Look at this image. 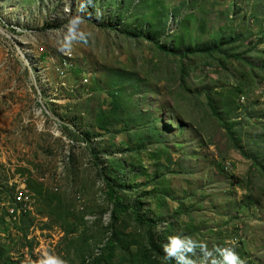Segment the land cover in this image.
<instances>
[{
  "label": "rangeland",
  "instance_id": "374dc122",
  "mask_svg": "<svg viewBox=\"0 0 264 264\" xmlns=\"http://www.w3.org/2000/svg\"><path fill=\"white\" fill-rule=\"evenodd\" d=\"M1 216L0 264H264V0H0Z\"/></svg>",
  "mask_w": 264,
  "mask_h": 264
},
{
  "label": "clouds",
  "instance_id": "9594fccd",
  "mask_svg": "<svg viewBox=\"0 0 264 264\" xmlns=\"http://www.w3.org/2000/svg\"><path fill=\"white\" fill-rule=\"evenodd\" d=\"M75 23L77 21H70L69 31H71V26ZM13 203L14 201L11 205ZM28 215L31 214L28 213ZM9 219L13 220L12 218ZM197 250L200 257L198 264H244L232 248L216 247L214 250H209L205 242H194L188 237L169 236L162 248L165 259L174 260L175 264H197V261L193 258ZM41 264H63V262L49 257L42 261Z\"/></svg>",
  "mask_w": 264,
  "mask_h": 264
},
{
  "label": "trees",
  "instance_id": "16d2710c",
  "mask_svg": "<svg viewBox=\"0 0 264 264\" xmlns=\"http://www.w3.org/2000/svg\"><path fill=\"white\" fill-rule=\"evenodd\" d=\"M159 48H161L159 46ZM222 44H215L212 48L204 50L203 55H215L219 50H221ZM162 49V48H161ZM164 50V49H162ZM186 57V54L184 53L181 57H179L180 60H183V58ZM214 112V111H213ZM102 128L104 129V125H101ZM117 178V177H116ZM114 177L113 181L115 182L116 185V179ZM106 195L108 197V200L113 204L114 211L112 213V219L113 223L120 222L122 220V216L127 213L128 211H131L133 207H130L126 205L123 200L122 196L119 192H117V189L115 188V185L112 183V181L106 177ZM119 181V180H118ZM7 217H0V225H7V221L5 220ZM115 226V225H114ZM151 242L152 240L149 239ZM122 241L117 240L116 242L113 241H108L105 245L104 248L100 249L99 251L101 252V256L95 261L94 264H111V261L115 259L116 251L119 249H122ZM119 243V247H118ZM152 244V243H151ZM145 257L149 256V251H146L144 253Z\"/></svg>",
  "mask_w": 264,
  "mask_h": 264
},
{
  "label": "built area",
  "instance_id": "2783aa9c",
  "mask_svg": "<svg viewBox=\"0 0 264 264\" xmlns=\"http://www.w3.org/2000/svg\"><path fill=\"white\" fill-rule=\"evenodd\" d=\"M23 187V186H21ZM28 202V211L33 212L34 211V206L29 202V200L27 199ZM18 213H8V217L12 218L13 220L17 217Z\"/></svg>",
  "mask_w": 264,
  "mask_h": 264
}]
</instances>
